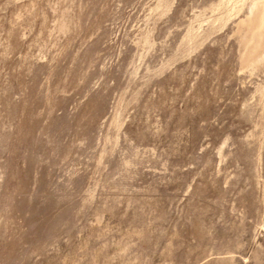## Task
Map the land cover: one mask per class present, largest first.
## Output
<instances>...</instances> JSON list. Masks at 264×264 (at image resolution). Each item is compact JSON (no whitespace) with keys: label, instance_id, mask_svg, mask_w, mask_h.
<instances>
[{"label":"rangeland","instance_id":"obj_1","mask_svg":"<svg viewBox=\"0 0 264 264\" xmlns=\"http://www.w3.org/2000/svg\"><path fill=\"white\" fill-rule=\"evenodd\" d=\"M0 264H264V0H0Z\"/></svg>","mask_w":264,"mask_h":264}]
</instances>
